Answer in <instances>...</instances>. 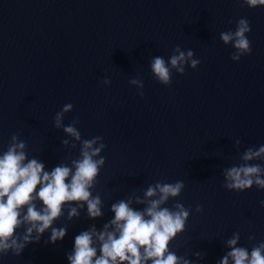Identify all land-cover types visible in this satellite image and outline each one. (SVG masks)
Returning <instances> with one entry per match:
<instances>
[{
  "label": "water",
  "instance_id": "95a60500",
  "mask_svg": "<svg viewBox=\"0 0 264 264\" xmlns=\"http://www.w3.org/2000/svg\"><path fill=\"white\" fill-rule=\"evenodd\" d=\"M240 18L251 23L252 52L237 62L220 33L235 31ZM177 46L193 50L201 63L196 70L187 66L184 75L173 70L171 85L164 86L153 78L150 60H168ZM138 76L143 97L129 83ZM69 103L73 111L65 125L78 117L82 138L102 136L106 145L93 190L103 200V216L90 219L85 205L79 218L68 221L65 209L53 224L67 226L62 241L51 243L46 231L0 264H69L75 237L92 225L102 230L114 218L112 204L142 196L156 182L178 180L185 189L166 207L179 202L191 215L171 245L177 255L192 264H218L234 232L249 251L264 241V190L228 191L222 175L248 147L264 144V6L241 7L236 0H0V154L19 133L29 158L47 171L68 156L77 158L80 145L63 147L62 140L71 138L54 127L55 114Z\"/></svg>",
  "mask_w": 264,
  "mask_h": 264
},
{
  "label": "clouds",
  "instance_id": "9594fccd",
  "mask_svg": "<svg viewBox=\"0 0 264 264\" xmlns=\"http://www.w3.org/2000/svg\"><path fill=\"white\" fill-rule=\"evenodd\" d=\"M236 3L252 9L264 6V0H236ZM251 31L250 21L240 18L235 31L220 33L223 43L234 48L233 61L251 54L248 39ZM200 63L193 50L185 51L177 46L168 60L162 56L152 57L150 69L157 82L170 86L173 70L184 75L187 66L196 70ZM103 83L110 86L112 81L105 78ZM129 83L139 90L141 97L145 95L142 78L138 76ZM72 111L71 103L64 105L54 116V127L71 138L62 140L63 147L76 149L77 144L80 145L77 158L68 156L65 158L68 162L62 161L47 171L39 159L29 158L28 146L19 133L11 136L7 150L0 154V258L10 252L20 256L28 244L38 243L49 230L51 243L62 241L67 226L56 228L53 224L64 216L65 209L68 221L79 218L85 205L90 219L103 216V200L100 195H93V190L106 162L101 155L106 145L102 136L83 139L76 126L80 123L78 117L65 125V115ZM241 143L239 138L235 139L237 150ZM239 160L238 165L223 169V187L237 193L254 186L264 190V164L252 163L264 161V144L248 147L240 153ZM184 189L185 183L181 180L156 182L149 185L142 196H129L112 204L114 218L105 223L102 230L92 225L75 237L73 251L67 256L69 264H192L171 249L173 241L186 231L191 209L179 202L166 207L169 200L180 197ZM133 204L144 207L137 210ZM260 204L264 207V200ZM195 211L202 213L203 206L197 205ZM248 239L254 241L256 237L251 234ZM240 241V232H234L224 242L230 251L218 264H264V241L254 244L251 251L239 246ZM195 256L198 260L204 258L201 252H196Z\"/></svg>",
  "mask_w": 264,
  "mask_h": 264
}]
</instances>
